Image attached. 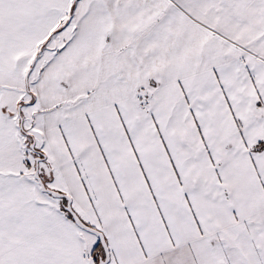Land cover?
<instances>
[{"label": "snow or ice", "instance_id": "6c2138e0", "mask_svg": "<svg viewBox=\"0 0 264 264\" xmlns=\"http://www.w3.org/2000/svg\"><path fill=\"white\" fill-rule=\"evenodd\" d=\"M0 264H264V0H0Z\"/></svg>", "mask_w": 264, "mask_h": 264}]
</instances>
